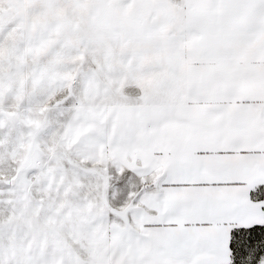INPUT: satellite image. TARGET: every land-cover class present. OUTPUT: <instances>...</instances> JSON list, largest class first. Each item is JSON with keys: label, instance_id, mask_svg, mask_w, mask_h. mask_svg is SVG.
Returning <instances> with one entry per match:
<instances>
[{"label": "snow or ice", "instance_id": "snow-or-ice-1", "mask_svg": "<svg viewBox=\"0 0 264 264\" xmlns=\"http://www.w3.org/2000/svg\"><path fill=\"white\" fill-rule=\"evenodd\" d=\"M0 264H264V0H0Z\"/></svg>", "mask_w": 264, "mask_h": 264}]
</instances>
